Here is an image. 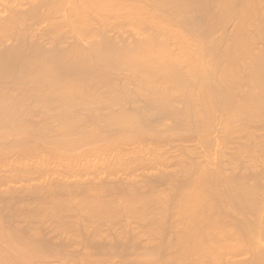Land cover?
Returning <instances> with one entry per match:
<instances>
[{
  "label": "bare ground",
  "instance_id": "6f19581e",
  "mask_svg": "<svg viewBox=\"0 0 264 264\" xmlns=\"http://www.w3.org/2000/svg\"><path fill=\"white\" fill-rule=\"evenodd\" d=\"M0 264H264V0H0Z\"/></svg>",
  "mask_w": 264,
  "mask_h": 264
}]
</instances>
